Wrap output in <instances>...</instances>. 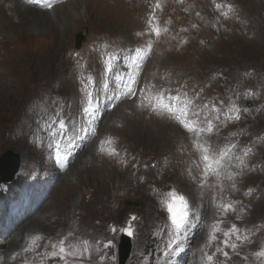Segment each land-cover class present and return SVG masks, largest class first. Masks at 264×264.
Instances as JSON below:
<instances>
[{
	"label": "rangeland",
	"instance_id": "374dc122",
	"mask_svg": "<svg viewBox=\"0 0 264 264\" xmlns=\"http://www.w3.org/2000/svg\"><path fill=\"white\" fill-rule=\"evenodd\" d=\"M72 1L54 0L52 9H47L44 0H0V157L8 150L22 157L14 180L0 182V256L4 257L0 264H21L20 257L12 260L11 255L37 235L43 239L37 241L41 247L36 251L46 253L51 249L43 245L69 231L74 235L66 243L81 251V241H88L85 255L69 258L70 262L118 264L124 232L111 229L127 227L132 216L136 217L133 250L127 264H204L199 249L217 221H222L218 225L222 231L236 224L241 237H248L241 243L233 236L237 250L225 248L229 258L217 254L219 261L261 264L253 254L264 249V0H160L154 21L161 29L158 37L146 31L153 11L149 5L156 0H77L85 13L61 25L58 13ZM217 3L224 7L217 10ZM25 10L40 12L48 22L24 27ZM83 27L89 28V34L77 49L75 36ZM138 32L145 35L137 36ZM135 47L149 49L138 89L151 81L171 88L174 95L183 86L190 98L203 89L196 103L211 101L218 106L220 100L227 105L240 93L237 103L249 112L242 113L240 121L197 137L166 112L157 115L141 109L134 99L109 101L107 97L123 91V85L105 71L102 54L117 53L115 72H126L125 58ZM88 76L94 83L87 81V90L99 93L92 125L96 131L74 137L73 126L78 130L88 119L82 113L81 84ZM106 83L109 87L104 89ZM249 90L254 95L245 98L243 93ZM226 111L220 113L221 120ZM57 118L69 125L66 137H56L59 145L47 128ZM189 122L197 129L207 127L193 117ZM109 137L115 143L105 144L101 153L100 141ZM197 139L216 150L237 144L232 171L238 174L232 180L222 174L219 182L209 175L204 186L191 179L190 168L192 175L203 179ZM110 147L119 155H107ZM246 148L252 149L247 156ZM57 152L66 157L63 165ZM236 156L243 159L242 165ZM121 159L126 164L118 163ZM166 187L188 198L192 220L178 241L180 251L169 255L165 247L170 221L162 205ZM228 203L235 211H224L221 205ZM222 231L215 233L218 240L206 249L209 254L223 239ZM109 240L112 243L105 248ZM21 255L40 264L35 252ZM43 262L62 264L46 255Z\"/></svg>",
	"mask_w": 264,
	"mask_h": 264
},
{
	"label": "snow or ice",
	"instance_id": "6c2138e0",
	"mask_svg": "<svg viewBox=\"0 0 264 264\" xmlns=\"http://www.w3.org/2000/svg\"><path fill=\"white\" fill-rule=\"evenodd\" d=\"M54 0H44L43 6L47 9H52ZM153 8L152 13L149 14L147 18V29L148 33H154L157 37L161 34V29L154 24L157 17L155 15V10L160 9L162 7L160 0H156V3L153 5H149ZM217 10L224 7L223 4L217 3L215 4ZM229 9H231V5H228ZM199 15V13H197ZM223 16H227V12L221 13ZM193 28L196 25H192ZM167 31V29H164ZM181 31H187V29H181ZM137 36L145 35L144 32L136 33ZM186 42V41H185ZM107 47V45H105ZM150 49V46H149ZM149 49H145L142 47H135L133 48L126 56V63L124 67L127 68L126 72H115V62L120 59L117 53H104L102 54L104 57V64H105V71L109 74L114 75V80L116 82H121L123 85V91L117 90L112 93L111 96H108L107 99L109 101L115 100H122V99H134L137 103V107L149 110L152 113L157 115H161L163 113H167L170 117L174 118L184 129L189 132H195L196 136L199 137L201 133L207 132L212 133L214 129L219 131V127L226 126L227 123L232 121H240L242 119V113H248L249 108L243 107L237 103V100L240 97V93L236 94V98L233 99L232 97L229 98L227 105L225 104L224 100L219 101V106L214 102H205L203 104L196 103L197 100L201 98V93L196 92L193 97H189L187 91H182L181 86L180 89L175 90V94L173 95V90L171 88L165 87H157V85L153 84L151 81L147 82L144 86L137 88V85L140 83V72L142 70L143 63L146 61L147 56L149 54ZM122 51V50H121ZM77 56L79 54L77 53ZM79 62V61H78ZM87 81H92L94 83V79L91 76H88L86 80H81L82 87L85 89L84 95V106L82 107V113L88 116V119L85 124H81L79 129L77 130L73 126V135L74 137H78L81 133L91 132L95 135V128L92 127L93 122L95 120V111H96V101L99 100V93L94 95L93 91L87 90ZM109 85L106 83L103 85L104 89H107ZM245 98L251 97L254 94L249 90L243 93ZM112 107H116V104L113 103ZM227 109L224 112V120H221L220 113ZM208 109L207 112L204 110ZM215 114V115H212ZM211 116V118H209ZM189 117H193L195 121H203L206 123V128H199L195 127L194 123L189 122ZM213 120L219 122V126L213 123ZM69 125L66 123L64 119H53L47 123V128L49 129V135L53 138L55 144L59 145L60 140L57 139V136H65L66 137V130L68 129ZM72 141H70L71 143ZM115 141L113 138L109 137L104 140L100 141V148L99 151L101 153L105 152L104 145H112ZM195 146L201 150V160L203 163V171L202 176L203 179H200L198 176L192 175V169H189V176L193 180H199L202 186L207 184V179L209 175L215 176L217 182L220 181L221 175L224 174L228 180H232L237 172L232 171L234 167L232 161L233 156L232 152L237 147L235 143H228L225 144L223 147H220L218 150L212 149L207 142H201L197 139L195 142ZM251 148H246L244 150V155L247 156L249 152H251ZM107 155L115 157L119 155L115 147H110L107 151ZM56 159L62 165L66 160L65 156H62L57 152ZM235 160L239 161L242 165L243 159L239 156L235 157ZM118 163L126 164L124 159L118 161ZM135 166V165H134ZM148 167V165H145ZM155 167V165H153ZM196 169L200 168L199 164H194ZM222 187V186H221ZM232 189L235 190L236 186L233 183L231 185ZM162 205L166 208L168 213V219L170 221V231L171 235L166 243L165 247V255H169L173 251H180L178 241H181L185 232L192 224V220H190V207H189V200L188 198L181 193H177V191L172 188L170 191L166 193V196L162 199ZM221 207L224 209L225 212L227 211H235L234 204L228 203L223 204ZM237 219H240L237 216ZM136 217L132 216L128 222V226L123 229H116L112 228L111 231L117 232L122 231L126 233L128 236H132L133 228H132V221H135ZM222 221H217L211 226V233L207 237V241L205 244L200 246V251L202 253L201 260L204 264H224V261H219L217 258V254L222 255L226 259L229 258V253L225 251V248H231L233 251H236L238 245L234 242H231L232 237L235 236L236 240L244 241L248 240L247 236L241 237L240 229L237 227L236 224H232L230 228L227 230H221L218 226ZM223 239L220 240L219 244H216L214 247V251L211 254L206 250L208 248H213L214 242L218 240L217 235L215 233L221 232ZM74 235L73 232L69 231L66 237H62L58 241H51L49 240L44 247H50V251L46 253H40L36 251L37 248L41 247V245L37 244V241L43 239V237L37 235L31 239V242L28 244L27 247L21 249L20 252H16L11 255L10 259L16 260L17 257L21 258V264H31L26 257H23L22 253H29L35 252L36 256L41 257L40 264H44L43 257L46 255L47 257L59 259L62 264H76L75 260L70 262L69 258H76L82 257L88 251L87 245L88 241L84 240L81 243L84 245L83 251L78 249L74 244L66 243L69 237ZM111 240H109L104 247L108 248L111 245ZM176 246L175 248L173 246ZM258 260L261 261V264H264V249L256 252L253 254ZM105 257H101L103 260ZM4 257L0 256V260H3ZM247 259V257H245Z\"/></svg>",
	"mask_w": 264,
	"mask_h": 264
},
{
	"label": "water",
	"instance_id": "95a60500",
	"mask_svg": "<svg viewBox=\"0 0 264 264\" xmlns=\"http://www.w3.org/2000/svg\"><path fill=\"white\" fill-rule=\"evenodd\" d=\"M89 28L83 27L76 33L75 43L76 48L80 49L83 42L87 40ZM22 165L21 153H15L12 150L4 152L0 157V182L9 183L14 180L16 174L20 171ZM171 190V187L164 188L165 192ZM133 250L132 238L127 234H121L118 256V264H127Z\"/></svg>",
	"mask_w": 264,
	"mask_h": 264
},
{
	"label": "bare ground",
	"instance_id": "6f19581e",
	"mask_svg": "<svg viewBox=\"0 0 264 264\" xmlns=\"http://www.w3.org/2000/svg\"><path fill=\"white\" fill-rule=\"evenodd\" d=\"M83 3L80 1H72L70 3L65 4L64 6H62V11H59L60 13H58V17H57V21L59 23H61V25H68L69 23H72L78 19H80L83 14L85 13V10H83ZM25 22L21 19V24L24 22L25 26H32L33 24H39L41 23H45V21H47L48 18H45L43 15L41 16L40 12H36V11H32V10H25ZM4 17V16H3ZM2 20V19H1ZM48 22V21H47ZM11 26H14L13 23L10 24ZM3 28V26H2ZM50 28V27H49ZM14 29V28H13ZM54 29V28H53ZM3 30L6 32V30L3 28ZM40 29L37 28V31H39ZM106 123V122H104ZM22 156L24 157L25 154L23 153Z\"/></svg>",
	"mask_w": 264,
	"mask_h": 264
}]
</instances>
